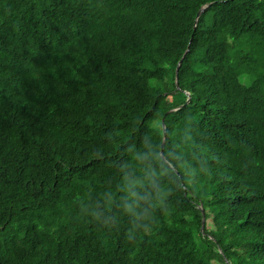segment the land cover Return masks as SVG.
I'll list each match as a JSON object with an SVG mask.
<instances>
[{
  "label": "trees",
  "instance_id": "obj_1",
  "mask_svg": "<svg viewBox=\"0 0 264 264\" xmlns=\"http://www.w3.org/2000/svg\"><path fill=\"white\" fill-rule=\"evenodd\" d=\"M0 264H264V0H0Z\"/></svg>",
  "mask_w": 264,
  "mask_h": 264
},
{
  "label": "water",
  "instance_id": "obj_2",
  "mask_svg": "<svg viewBox=\"0 0 264 264\" xmlns=\"http://www.w3.org/2000/svg\"><path fill=\"white\" fill-rule=\"evenodd\" d=\"M203 10H204V9H202V10L199 11L198 16L201 15V13L203 12ZM179 65H180V64H179ZM179 65H178V67H177V69H176L177 79H178ZM177 84H178V83H177ZM163 148H164V143H163V145H162V151H163ZM203 215H204V212H203ZM204 223H205V217H204V219H203L202 227H204Z\"/></svg>",
  "mask_w": 264,
  "mask_h": 264
},
{
  "label": "rangeland",
  "instance_id": "obj_3",
  "mask_svg": "<svg viewBox=\"0 0 264 264\" xmlns=\"http://www.w3.org/2000/svg\"><path fill=\"white\" fill-rule=\"evenodd\" d=\"M162 113H163V112L161 111V112L159 113V116H161Z\"/></svg>",
  "mask_w": 264,
  "mask_h": 264
}]
</instances>
